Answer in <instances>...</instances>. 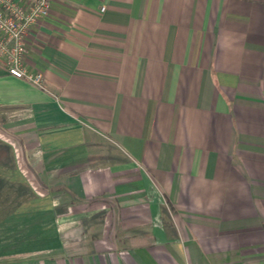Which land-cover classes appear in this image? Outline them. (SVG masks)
I'll use <instances>...</instances> for the list:
<instances>
[{
    "label": "crops",
    "instance_id": "0c3cea01",
    "mask_svg": "<svg viewBox=\"0 0 264 264\" xmlns=\"http://www.w3.org/2000/svg\"><path fill=\"white\" fill-rule=\"evenodd\" d=\"M27 63L0 181L51 220L0 264H264V0H54Z\"/></svg>",
    "mask_w": 264,
    "mask_h": 264
},
{
    "label": "built area",
    "instance_id": "2783aa9c",
    "mask_svg": "<svg viewBox=\"0 0 264 264\" xmlns=\"http://www.w3.org/2000/svg\"><path fill=\"white\" fill-rule=\"evenodd\" d=\"M53 1L0 0V63L8 74L44 90L48 88L43 70L28 66L27 40L33 27L51 14Z\"/></svg>",
    "mask_w": 264,
    "mask_h": 264
},
{
    "label": "rangeland",
    "instance_id": "374dc122",
    "mask_svg": "<svg viewBox=\"0 0 264 264\" xmlns=\"http://www.w3.org/2000/svg\"><path fill=\"white\" fill-rule=\"evenodd\" d=\"M29 193L33 199L34 191L22 181H0V256L18 248L19 243L22 245L32 242L34 237L39 238L51 220L44 215L29 218V211H23L28 209ZM39 203L37 200V211L42 206Z\"/></svg>",
    "mask_w": 264,
    "mask_h": 264
}]
</instances>
